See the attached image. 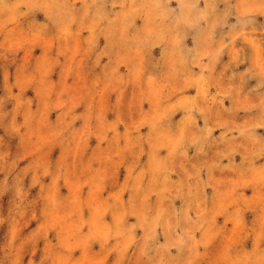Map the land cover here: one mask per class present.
I'll return each mask as SVG.
<instances>
[{
  "label": "rangeland",
  "instance_id": "374dc122",
  "mask_svg": "<svg viewBox=\"0 0 264 264\" xmlns=\"http://www.w3.org/2000/svg\"><path fill=\"white\" fill-rule=\"evenodd\" d=\"M213 2L0 6V264H264V16Z\"/></svg>",
  "mask_w": 264,
  "mask_h": 264
},
{
  "label": "clouds",
  "instance_id": "9594fccd",
  "mask_svg": "<svg viewBox=\"0 0 264 264\" xmlns=\"http://www.w3.org/2000/svg\"><path fill=\"white\" fill-rule=\"evenodd\" d=\"M224 4L223 14L220 19L226 24L228 17L236 18L237 31L247 30L250 33H255L257 31L255 27V21L257 16H264V0H221ZM0 6L7 9L8 4L5 0H0ZM21 7L24 9H48L52 13L53 24H66L68 20L67 16V3L66 0H21V3L15 5L18 10ZM191 7H195L192 5ZM210 9L216 8L215 0L212 4L207 5ZM26 13L24 11H17V15L24 16ZM203 14H201V18ZM215 22V21H214ZM261 35L259 39L264 42V26L259 29ZM201 109H195V112H200ZM194 115L193 109H189L188 119L192 120ZM0 119L4 120L5 123L11 128L13 133L19 132V128L15 125V116L11 113L0 114ZM24 125H20L23 128ZM209 131L205 130L204 135L201 139H207ZM17 157L9 154L6 150H0V191L12 188L16 195V203L13 207V222L19 220L26 214L27 209L24 206V200L22 195H20L19 189L8 182V177L12 176L15 179V169L17 163ZM17 183H19L17 181ZM32 245L27 240H17L12 238L8 240L4 245L3 255L9 258V264H18V257L26 255L31 249Z\"/></svg>",
  "mask_w": 264,
  "mask_h": 264
}]
</instances>
